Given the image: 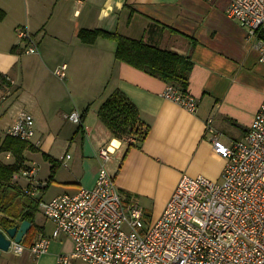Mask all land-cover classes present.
<instances>
[{"label":"crops","instance_id":"1","mask_svg":"<svg viewBox=\"0 0 264 264\" xmlns=\"http://www.w3.org/2000/svg\"><path fill=\"white\" fill-rule=\"evenodd\" d=\"M229 2L0 0V73L13 86L11 95L0 100V133H7L21 110L34 118L35 133L23 155L25 165L36 164L40 187L30 196L29 182L12 178L22 189L20 208L28 200L92 187L104 163L122 198L136 201L151 223L182 173L220 179L224 159L214 152L212 138L228 145L243 138L264 93V64L246 28L227 16ZM19 26L33 35L36 52L25 51ZM95 28L189 55L193 66L187 90L197 99L195 111L163 97L164 80L117 60L113 39L99 36L91 44L80 40L81 29ZM61 64H66L63 78L54 73ZM115 89L136 105L149 126L137 146L127 148L98 118L99 105ZM86 107L78 129L67 114H82ZM102 145L113 149L107 161L98 154ZM52 229L38 209L29 242L22 240L25 248L20 253L1 251L0 264H87L71 256L73 241L63 234L52 237ZM39 235L50 242L33 258L27 245ZM61 255L66 262L58 261Z\"/></svg>","mask_w":264,"mask_h":264},{"label":"built area","instance_id":"2","mask_svg":"<svg viewBox=\"0 0 264 264\" xmlns=\"http://www.w3.org/2000/svg\"><path fill=\"white\" fill-rule=\"evenodd\" d=\"M225 12L246 28L264 64V37L260 35L264 0H230ZM16 32L26 42V52L37 51L26 28L19 26ZM65 68L61 64L54 73L63 78ZM161 95L190 112L196 109L195 96L183 94L172 84L167 83ZM67 117L81 123L77 110ZM34 133L32 114L21 110L6 134L27 141ZM123 140L134 139L124 136ZM212 148L224 159L221 178L182 173L161 214L151 223L136 201L122 198L104 163L92 187L39 199L38 209L53 223L51 236L70 238L71 256L87 264H264V93L243 138L228 145L214 136ZM112 152L106 145L98 149L104 161ZM4 155L9 158L11 153ZM37 173L36 164L31 163L12 178H25L27 192L34 196L40 187ZM49 242L50 237L39 235L27 245L30 255L38 257ZM10 248L20 253L25 245L12 241ZM58 261L66 262L67 257L61 255Z\"/></svg>","mask_w":264,"mask_h":264},{"label":"trees","instance_id":"3","mask_svg":"<svg viewBox=\"0 0 264 264\" xmlns=\"http://www.w3.org/2000/svg\"><path fill=\"white\" fill-rule=\"evenodd\" d=\"M264 37V31L260 32ZM80 40L91 44L97 37L113 39L116 43L115 58L149 75L158 77L172 84L183 94L189 93L188 75L193 66L189 55L180 54L174 50L161 48L141 38H134L116 31L105 29H81L78 32ZM8 75L0 73V89L11 87ZM87 107L81 114V123ZM99 120L117 138L132 136L133 141L127 143V148L139 145L146 137L149 126L139 115L136 105L119 89L113 90L99 105L97 110ZM30 148L27 141L5 134L0 141V152H10L12 162L0 159V226H10L27 219L31 222L23 242H29L30 233L34 226V216L38 210L37 201L28 200L25 206L18 205L22 194L20 186L12 182L14 172L25 167L23 152Z\"/></svg>","mask_w":264,"mask_h":264},{"label":"water","instance_id":"4","mask_svg":"<svg viewBox=\"0 0 264 264\" xmlns=\"http://www.w3.org/2000/svg\"><path fill=\"white\" fill-rule=\"evenodd\" d=\"M31 222L23 219L10 226H0V252L8 251L12 241L21 242Z\"/></svg>","mask_w":264,"mask_h":264},{"label":"rangeland","instance_id":"5","mask_svg":"<svg viewBox=\"0 0 264 264\" xmlns=\"http://www.w3.org/2000/svg\"><path fill=\"white\" fill-rule=\"evenodd\" d=\"M12 88H13V86H11V87H7L6 89H4V90H0V100L2 99V98H4V97H7V96H9V95H11V93H12ZM7 90H9V92H7ZM5 135V133H0V141H1V139L3 138V136ZM0 159L3 161V162H6V163H8V162H12L13 161V158L10 156L9 158H7L4 154H1L0 153ZM21 179V181H23L22 180V178H20ZM13 181V180H12ZM7 254L8 255H10L11 253L10 252H7Z\"/></svg>","mask_w":264,"mask_h":264},{"label":"flooded vegetation","instance_id":"6","mask_svg":"<svg viewBox=\"0 0 264 264\" xmlns=\"http://www.w3.org/2000/svg\"><path fill=\"white\" fill-rule=\"evenodd\" d=\"M1 154H4L3 152H0Z\"/></svg>","mask_w":264,"mask_h":264}]
</instances>
